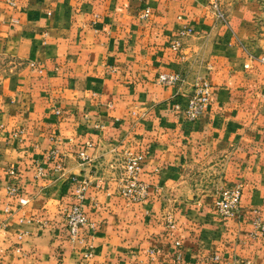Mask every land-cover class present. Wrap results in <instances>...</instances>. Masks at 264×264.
I'll return each mask as SVG.
<instances>
[{
    "label": "crops",
    "instance_id": "crops-1",
    "mask_svg": "<svg viewBox=\"0 0 264 264\" xmlns=\"http://www.w3.org/2000/svg\"><path fill=\"white\" fill-rule=\"evenodd\" d=\"M11 1L0 0V264H264V0H221L224 21L209 0ZM163 73L181 93L213 85L196 121L175 111ZM130 154L143 157L137 200L121 194ZM74 176L88 183V225L72 240ZM235 183L241 210L226 223L212 194Z\"/></svg>",
    "mask_w": 264,
    "mask_h": 264
},
{
    "label": "built area",
    "instance_id": "built-area-1",
    "mask_svg": "<svg viewBox=\"0 0 264 264\" xmlns=\"http://www.w3.org/2000/svg\"><path fill=\"white\" fill-rule=\"evenodd\" d=\"M11 5H14V2L11 0H7ZM218 0H213L212 8L217 14V17L221 20H225L224 13L218 7ZM149 14V11H145V15ZM178 44H175L177 47ZM261 62H264V59H261ZM159 80L165 84L174 85L178 82L179 78L177 75H163L160 76ZM193 98L194 100L190 102L189 106L185 110V116L189 121L196 120L206 106L209 104L211 97V87L208 84H203L202 86H195L193 90ZM178 107L176 106V109ZM54 154V153H53ZM143 160L142 156L130 154L125 162V172L127 174V179L125 180L126 184L121 194L131 199H138V197L143 193V187L138 183V173H139V164ZM41 168L38 169V173L41 174ZM11 175H14V171H10ZM71 182L77 186V194H76V202L70 206L69 209L66 210L64 214V220L66 224V228L69 233L70 239H75L81 228L88 225V219L85 216L82 210V203L84 202V195L86 189L88 187V183L81 179L78 176H74L71 178ZM9 195L18 198V202L20 206H25L28 201L21 195V192L16 187H11L9 189ZM242 190L241 186L238 185L235 188L225 189L222 191L221 199L218 202V212L223 218L232 217L235 212L239 209V205L241 202ZM8 212V210L6 211ZM219 258L216 257L217 261ZM231 264V263H228Z\"/></svg>",
    "mask_w": 264,
    "mask_h": 264
},
{
    "label": "rangeland",
    "instance_id": "rangeland-1",
    "mask_svg": "<svg viewBox=\"0 0 264 264\" xmlns=\"http://www.w3.org/2000/svg\"><path fill=\"white\" fill-rule=\"evenodd\" d=\"M209 2H210V6H211V8H212V3L211 2H213V0H209ZM218 7L220 8V10L223 12V13H225L224 11H223V8H222V6H221V0H218ZM147 10V9H146ZM212 10L214 11V9L212 8ZM149 11V10H148ZM215 12V11H214ZM150 13V12H149ZM216 13V12H215ZM144 15H145V12H144ZM148 15V14H147ZM147 15H145V18H146V16ZM225 15V14H224ZM144 17V16H143ZM172 48L176 51V50H179V48H180V46L178 45L177 47H175V45H173L172 46ZM172 48H170V49H172ZM173 49H172V51H173ZM180 52V51H179ZM261 59H264V56H262L261 58H259L258 59V61L260 62V63H262V64H264V62H261ZM163 75H176V74H170V73H163V74H160L159 76H158V78H157V83L158 84H160V85H165V86H171V87H175V88H177V90H178V93L174 96V98H173V101H171L170 103L174 106V109H175V111H177V112H180V113H182V115L186 118V116H185V110H186V108L189 106V104H190V102L191 101H193L194 100V98H193V90L195 89V86H202L203 84H208L210 87H211V97H210V101H209V104H210V102H211V98H212V93H213V89H214V87H213V85H211L207 80H200L199 82H196L194 85H193V87L190 89V91L188 92V93H181V90H183L182 89V85H183V80L181 81L180 80V78H179V76H178V78H179V80H178V82L177 83H175L174 85H171V84H165V83H163V82H161L160 80H159V78H160V76H163ZM208 104V105H209ZM207 105V106H208ZM176 106L178 107L177 109H176ZM206 106V107H207ZM206 109V108H205ZM204 109V110H205ZM204 110H203V112H204ZM202 112V113H203ZM202 113L200 114V116L202 115ZM199 116V117H200ZM198 117V118H199ZM197 118V119H198ZM187 119V118H186ZM196 119V120H197ZM188 120V119H187ZM196 120H194V121H196ZM189 121V120H188ZM194 121H192V122H194ZM238 185H240V184H229V185H226V186H224L223 187V189H220V190H218L217 192L218 193H214V194H212V201H214L215 200V204H214V209L212 210L214 213H215V216H218V217H220L221 219H223V221L224 222H228V221H231V220H233L234 218H236L237 217V215L239 214V212H240V210H241V202H240V205H239V209L235 212V214L232 216V217H229V218H223L220 214H219V212H218V209H217V204H218V202L220 201V199H221V194H222V191L223 190H225V189H231V188H235L236 186H238ZM241 186V185H240ZM222 188V187H221ZM241 190H242V186H241ZM213 208V207H212ZM219 218V219H220ZM260 233H262L261 235H259V237H261V238H263L264 239V223H262V225L260 226ZM264 240H262V242H263ZM256 242H258V241H256ZM247 244V246H251V243H249V242H247L246 243ZM216 257H218L219 259L216 261L215 260V258ZM214 263L216 262V264H228V263H231V264H244V261L245 260H241V259H239V258H236V259H230V260H222L221 259V257H219L218 255H215L214 256ZM263 260H264V258H263ZM243 261V262H242Z\"/></svg>",
    "mask_w": 264,
    "mask_h": 264
}]
</instances>
